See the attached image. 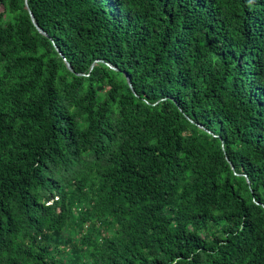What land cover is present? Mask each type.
<instances>
[{
	"label": "trees",
	"instance_id": "16d2710c",
	"mask_svg": "<svg viewBox=\"0 0 264 264\" xmlns=\"http://www.w3.org/2000/svg\"><path fill=\"white\" fill-rule=\"evenodd\" d=\"M28 3L48 35L0 0V264H264V0Z\"/></svg>",
	"mask_w": 264,
	"mask_h": 264
},
{
	"label": "water",
	"instance_id": "95a60500",
	"mask_svg": "<svg viewBox=\"0 0 264 264\" xmlns=\"http://www.w3.org/2000/svg\"><path fill=\"white\" fill-rule=\"evenodd\" d=\"M25 2H26V6H27V8H28V10H29V13H30V16H31V19H32V21H33V23L35 24V26L37 27V29L42 33V34H44V35H48V33L38 24V22L36 21V17H35V15H34V13H33V11L30 9V7H29V3H28V0H25ZM95 63V62H94ZM94 63H93V65H94ZM67 65H68V67H69V69L70 70H72V71H74V69H73V67H72V65H71V63H69L68 61H67ZM130 85H131V83H130Z\"/></svg>",
	"mask_w": 264,
	"mask_h": 264
}]
</instances>
